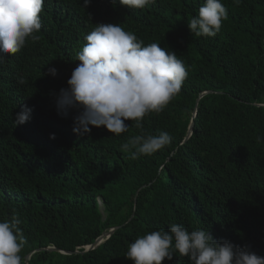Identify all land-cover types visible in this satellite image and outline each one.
Segmentation results:
<instances>
[{"label":"trees","instance_id":"trees-1","mask_svg":"<svg viewBox=\"0 0 264 264\" xmlns=\"http://www.w3.org/2000/svg\"><path fill=\"white\" fill-rule=\"evenodd\" d=\"M204 3L44 0L39 40L0 59V220L18 216L24 264H133L128 245L172 223L264 256V0H222L228 17L213 37L188 27ZM100 23L168 48L188 71L163 111L146 115L142 128L125 121L119 136L103 126L78 135L79 110L57 113L84 37ZM25 109L31 118L16 125ZM161 131L172 142L152 155L132 159L121 148ZM162 264L191 261L177 252Z\"/></svg>","mask_w":264,"mask_h":264},{"label":"clouds","instance_id":"clouds-1","mask_svg":"<svg viewBox=\"0 0 264 264\" xmlns=\"http://www.w3.org/2000/svg\"><path fill=\"white\" fill-rule=\"evenodd\" d=\"M155 0H119L123 6L143 9ZM239 4L240 0H234ZM87 7L90 0H83ZM44 0H0V59L16 54L28 40H39L42 27L40 14ZM228 17L222 0H205L198 16L188 22L192 34L213 37ZM86 43L77 53L80 63L72 70L67 88L56 97L58 115L67 117L77 109L73 132L85 135L90 126L105 127L119 136L128 131L125 121H135L142 128L143 118L160 113L180 93L188 76L184 62L175 52L153 42L147 45L120 24L100 23L84 37ZM55 77L58 70L48 68ZM24 81L21 80L20 83ZM31 109L17 113L14 123L23 125L31 118ZM54 139L55 134H50ZM172 142L167 131L158 135L141 134L121 145L131 158L152 155ZM20 220H0V264H24L21 255L27 239L18 227ZM186 256L191 264H264V256L240 247L228 240H215L204 229L189 231L172 223L169 229H158L138 236L131 242L125 257L133 264H162L171 261L175 253Z\"/></svg>","mask_w":264,"mask_h":264},{"label":"water","instance_id":"water-1","mask_svg":"<svg viewBox=\"0 0 264 264\" xmlns=\"http://www.w3.org/2000/svg\"><path fill=\"white\" fill-rule=\"evenodd\" d=\"M191 126H192V123L190 124V130H191ZM115 230V228H112L111 230H109V232H103L101 234V236H99L92 244L90 245H87L85 248H84V252L89 250V249H93L95 247H97L100 243L103 242V240L107 237H109V235ZM48 250H56L55 248H47ZM61 253H66V252H63V251H60ZM28 257V256H27ZM26 257V258H27Z\"/></svg>","mask_w":264,"mask_h":264},{"label":"rangeland","instance_id":"rangeland-1","mask_svg":"<svg viewBox=\"0 0 264 264\" xmlns=\"http://www.w3.org/2000/svg\"><path fill=\"white\" fill-rule=\"evenodd\" d=\"M111 230V229H110Z\"/></svg>","mask_w":264,"mask_h":264}]
</instances>
